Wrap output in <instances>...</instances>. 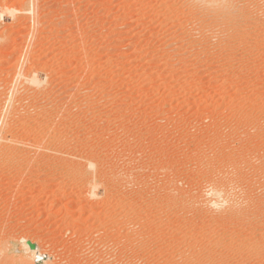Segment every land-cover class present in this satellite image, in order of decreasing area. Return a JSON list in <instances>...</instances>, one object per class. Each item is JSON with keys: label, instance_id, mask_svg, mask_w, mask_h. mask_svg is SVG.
<instances>
[{"label": "rangeland", "instance_id": "1", "mask_svg": "<svg viewBox=\"0 0 264 264\" xmlns=\"http://www.w3.org/2000/svg\"><path fill=\"white\" fill-rule=\"evenodd\" d=\"M193 1L0 0V264H264V0Z\"/></svg>", "mask_w": 264, "mask_h": 264}, {"label": "bare ground", "instance_id": "2", "mask_svg": "<svg viewBox=\"0 0 264 264\" xmlns=\"http://www.w3.org/2000/svg\"><path fill=\"white\" fill-rule=\"evenodd\" d=\"M228 1L229 0H194L193 2L194 3H196L200 8H202L203 9V11H204V9L207 11H212V8H218L217 9V11H219V12H223V13H225L224 15L225 16H229V15H231V14H234V13H232L231 12V10H232V8H231V6L229 5V3H228ZM233 5V4H232ZM235 5V4H234ZM235 7V6H234ZM233 7V8H234ZM195 8V7H194ZM214 10V9H213ZM236 10V9H235ZM233 11V10H232ZM205 12V11H204ZM202 13V12H201ZM224 16V18H226ZM234 16V15H233ZM232 15L230 16V17H233ZM229 17H227V19H228ZM228 20H230V19H228ZM227 21V20H226ZM213 25V24H212ZM215 25V24H214ZM219 25V24H218ZM207 29V28H206ZM30 82H31V80H30ZM31 84H34L33 83V79H32V82H31ZM1 140H2V138L0 137V142H1ZM93 186V185H92ZM91 189H93L92 187H91ZM208 194V193H207ZM212 196L214 197L215 196V198L217 197V195L214 193V194H212ZM33 252V254H34V256L31 258V264H38L39 262H41L42 260H43V255L42 254H40L39 252H38V248H34V250L32 251ZM248 252V251H247ZM36 254H38L37 256H36Z\"/></svg>", "mask_w": 264, "mask_h": 264}, {"label": "water", "instance_id": "3", "mask_svg": "<svg viewBox=\"0 0 264 264\" xmlns=\"http://www.w3.org/2000/svg\"><path fill=\"white\" fill-rule=\"evenodd\" d=\"M28 246L30 247V249H34L35 247L31 244H28Z\"/></svg>", "mask_w": 264, "mask_h": 264}]
</instances>
